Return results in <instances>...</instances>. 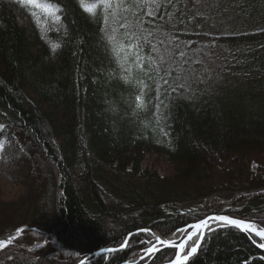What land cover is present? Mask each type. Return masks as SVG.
<instances>
[{
	"label": "trees",
	"instance_id": "1",
	"mask_svg": "<svg viewBox=\"0 0 264 264\" xmlns=\"http://www.w3.org/2000/svg\"><path fill=\"white\" fill-rule=\"evenodd\" d=\"M161 3L155 16L142 10L147 39L139 48L157 60L159 75L149 80L133 68L126 82L125 54L101 32L102 7L93 16L80 0H0V178L22 187L0 198V238L22 229L0 249V264H75L130 234L125 248L84 263L123 264L151 240L134 231L168 235L210 213L264 226V0ZM109 24L120 41L123 30ZM165 48L174 57L160 61ZM140 79L149 87L136 109ZM157 88L168 105L159 114ZM147 157L163 158L169 171L142 168ZM221 191L252 194L226 208L166 207ZM201 244L188 264H264L254 240L233 227L207 233ZM172 256L163 249L138 264Z\"/></svg>",
	"mask_w": 264,
	"mask_h": 264
},
{
	"label": "snow or ice",
	"instance_id": "2",
	"mask_svg": "<svg viewBox=\"0 0 264 264\" xmlns=\"http://www.w3.org/2000/svg\"><path fill=\"white\" fill-rule=\"evenodd\" d=\"M21 3L24 0H20ZM29 3H36V0H28ZM168 4H172V0H166ZM196 3H199V0H196ZM80 5L84 9L85 12L96 15L97 8H103L104 10V23L105 27L101 28V32L104 33V36L108 40L109 43L112 44V50L117 54L124 53L123 61L121 62V68L127 72L126 75H122V78L128 82L133 79V68H135L138 74H143L149 80L153 79V74L159 75L161 70L160 65L157 63L156 59H153L151 56L144 57L140 54L139 48L140 43L143 42L147 37L143 36L144 28L141 22L140 16L142 10L145 7L149 8L147 13H144L148 16H155L157 10L162 7L161 0H132V2L125 6V0H96L95 3H86L85 0H80ZM39 6V5H38ZM45 11H49L50 14L55 15V12L49 8H45ZM55 11H59V9H55ZM117 15H119V20L116 19ZM196 15H201L200 12H197ZM57 20L60 19L59 16L55 17ZM169 18H172V14H169ZM190 19H194V17H190ZM113 21L114 23L119 24V28L123 30L122 39L118 41L115 33L117 32L116 28L111 27L109 21ZM123 21V22H121ZM155 34L152 32L148 33V36H154ZM127 41V43H125ZM60 47L59 44H52V49L55 51ZM153 52H160V49L153 45ZM185 56L184 52H180V57L183 58ZM165 57L168 60H172L174 57V50L165 48L164 53L159 56L160 61H165ZM187 62V61H186ZM201 61H196V63H200ZM125 64H127V68H125ZM166 75H172L171 72L166 71ZM184 77L177 75V79H183ZM163 80L164 87H167L169 81L164 77H160ZM137 85L140 88V95L136 96V109H142L145 107L144 103V95L145 89L149 87L148 84L144 82V80L140 79L136 81ZM185 87H190V84H180L179 88L184 89ZM176 89H173V92ZM157 99H159L160 89L157 88ZM167 95V93H164ZM167 108L168 105L164 103L163 99H159V102L155 104V108L157 110V114L161 108ZM157 118H162L160 115H157ZM2 127V126H0ZM214 220L217 222H222L223 225L228 227H234L237 230H242L244 232H254L257 237L264 238V227H258L256 223L251 221H246L244 219L233 218L230 215H214L207 219L200 220L198 223L192 224L189 227L191 229H195L196 231L187 234V240L182 243L174 244L173 240L170 239H161L159 236H155V241L161 245H173L175 248H178L180 251L175 253V258L170 260V264H188L191 258H193L198 251L201 249L202 244L201 241L204 239L203 237V229L208 227V221ZM264 223V222H262ZM199 233V235H198ZM155 235V234H153ZM196 237L193 240V237ZM188 240H192V244L188 245L190 250L185 249V245ZM255 242V241H254ZM148 244H152V241L149 240ZM3 242H0V247H3ZM261 248H264V243H260ZM105 251H115L113 250H105ZM147 253H152L154 248L146 247L144 249ZM186 254H182L185 253Z\"/></svg>",
	"mask_w": 264,
	"mask_h": 264
},
{
	"label": "rangeland",
	"instance_id": "3",
	"mask_svg": "<svg viewBox=\"0 0 264 264\" xmlns=\"http://www.w3.org/2000/svg\"><path fill=\"white\" fill-rule=\"evenodd\" d=\"M141 166H142V168L147 167L148 169H154L160 175H164L165 173H167L169 171L168 170L169 166H168L167 162L161 157L160 158L147 157L141 163ZM21 192H22L21 185L10 183V182H7L6 180L0 178V198L7 199V200L12 199L13 197H16L19 194H21ZM251 194H252L251 192H245L243 194H239V193L233 192V191H221V192H218L216 194L211 195L208 198H204L202 200L182 201V202H178V203H174V204L170 203V204H168V207L172 208V209H170V210L167 209V210L172 211V210L176 209V210L183 212V211H188V210L194 209L197 206H201V205L202 206L209 205L213 208H226L229 205H231L233 200L237 199L240 196H242V198H240V200H241V202H243L242 204H244L246 202V199L248 198V196ZM123 215L124 214H122V216ZM107 224L110 228H113V229L117 228V221H115V220H108ZM21 231L22 230H17L16 232H14L15 235H13V236L10 235L7 237L0 238V242H3V244H4L3 247L8 246L11 243H13L14 242L13 238L17 234H20ZM3 247H0V249ZM149 247L156 248V247H158V244H156V242H154ZM28 257H29V255H28ZM19 258L22 259L23 257H19ZM37 262L38 263H36V264H46L44 261H37Z\"/></svg>",
	"mask_w": 264,
	"mask_h": 264
},
{
	"label": "water",
	"instance_id": "4",
	"mask_svg": "<svg viewBox=\"0 0 264 264\" xmlns=\"http://www.w3.org/2000/svg\"><path fill=\"white\" fill-rule=\"evenodd\" d=\"M214 215H225V214H212V215H209V216L205 217L204 219H207V218L212 217V216H214ZM233 218H234V217H233ZM209 221H211V220H209ZM209 221H208V223H209ZM212 221H214V220H212ZM214 222L216 223V226H215L214 228L225 227V225H223L222 222H217V221H214ZM196 223H198V222H196ZM193 224H195V223H193ZM191 225H192V224H191ZM209 230H210V229H207V228H206V229H203V230H202V232H203V236H204V234L207 233ZM137 231H142V230H137ZM194 231H196V230H195V229H190V231H189L187 234H189V233H191V232H194ZM240 231H242V230H240ZM149 232H150L151 234H155V235H153V236H157V233H156L154 230L149 229ZM242 232H244V231H242ZM246 233H249V234H251V235H253V236H256L254 232H246ZM187 234L184 236V238L182 239V241L179 242V243H182V242H184L185 240H187ZM256 237H257V236H256ZM257 238L262 239L261 237H257ZM263 239H264V238H263ZM126 243H127V240H125L124 243H123L120 247H124V246L126 245ZM187 243H188V241H187ZM163 246H164V247H174L173 245H163ZM185 246H187V244H186ZM174 248H175V247H174ZM258 248H259L260 250L264 251V248H261L259 245H258ZM105 250H112V249H101V250H99V251H97V252L90 253V254H88L87 256H85V258H83L82 260H80L77 264H82V263H84L89 257H91V256H93V255L110 252V251H105ZM177 251H180V250H179L178 248H176V252H177ZM174 258H175V256H174ZM174 258H173V259H174ZM169 264H170V263H169Z\"/></svg>",
	"mask_w": 264,
	"mask_h": 264
},
{
	"label": "bare ground",
	"instance_id": "5",
	"mask_svg": "<svg viewBox=\"0 0 264 264\" xmlns=\"http://www.w3.org/2000/svg\"><path fill=\"white\" fill-rule=\"evenodd\" d=\"M216 225V223H214L213 221H210V223H208V228L209 227H213V226H215ZM181 235V233L179 232V233H177V234H175V235H172V236H170L169 238H165V239H170V240H173V242L175 243L176 242V239H178L179 238V236ZM196 239V237L194 236L193 237V240H195ZM192 240H189V242H188V245H191L192 244ZM186 253V252H185ZM184 253V254H185Z\"/></svg>",
	"mask_w": 264,
	"mask_h": 264
}]
</instances>
